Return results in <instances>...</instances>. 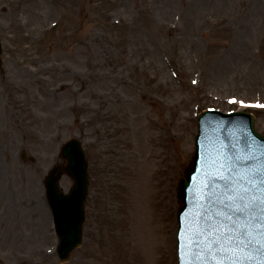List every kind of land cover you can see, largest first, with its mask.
<instances>
[{
	"label": "rangeland",
	"instance_id": "374dc122",
	"mask_svg": "<svg viewBox=\"0 0 264 264\" xmlns=\"http://www.w3.org/2000/svg\"><path fill=\"white\" fill-rule=\"evenodd\" d=\"M0 40V264H177L198 114L264 134V0H0ZM70 137L89 188L60 262L43 179Z\"/></svg>",
	"mask_w": 264,
	"mask_h": 264
},
{
	"label": "water",
	"instance_id": "95a60500",
	"mask_svg": "<svg viewBox=\"0 0 264 264\" xmlns=\"http://www.w3.org/2000/svg\"><path fill=\"white\" fill-rule=\"evenodd\" d=\"M2 52L0 43V54ZM194 157L180 181L179 197L182 201L178 211L180 262L189 260L198 253L210 264H264V228L259 214L255 219L233 216L228 221L224 215L231 214L220 199L247 188L242 193L245 199L259 197V186L248 183L252 172L264 169V136L254 130V116L247 112L222 113L208 110L199 115V132ZM64 164L50 170L44 179L46 196L52 210L55 231L58 236L57 253L61 262L70 258L74 248L81 244L84 201L87 195V161L81 143L76 138L66 141L60 150ZM251 170V171H250ZM68 174L73 184L68 193L58 188L62 172ZM229 187L233 191H229ZM211 215L212 221L207 217ZM213 225V236L208 238L206 230ZM223 225L222 234L215 228ZM193 232H204L200 238L215 239L220 236L226 252H202L187 249L185 243ZM250 235L245 236L242 233ZM232 236L228 241L227 237Z\"/></svg>",
	"mask_w": 264,
	"mask_h": 264
},
{
	"label": "snow or ice",
	"instance_id": "6c2138e0",
	"mask_svg": "<svg viewBox=\"0 0 264 264\" xmlns=\"http://www.w3.org/2000/svg\"><path fill=\"white\" fill-rule=\"evenodd\" d=\"M248 183L253 188L257 187L258 185L261 195L259 197H252L251 199L246 200L242 193H246L248 191L247 188L236 192L235 195L225 194L219 202L224 203L225 200L229 201V203L225 204L224 206L231 214L225 215L224 213H217L216 215H224L226 220L233 221V216L244 217L245 219L251 217L252 219H255L258 212L259 219L262 222L261 227L264 228V169H260L258 172H252V174L248 177ZM229 191H233V189L229 187ZM207 220L211 222L212 216L209 215ZM212 228L213 225L210 223L209 229L206 230V235L208 238L213 236ZM222 230L223 225H221L220 228H215L217 233L222 234ZM202 235H204V232H193L186 240V250L198 249L202 252H211L214 249L216 252L227 251V249L221 245L220 236H217L215 239L202 240L200 238ZM242 235L248 236L250 234L244 232ZM232 239L233 238L230 235L227 237L228 241H231ZM261 247H264V245H261ZM182 264H210V261L206 260L203 256H200L198 253H194V257H190L187 261H182ZM218 264H223V261L218 262ZM232 264H236V261L233 260Z\"/></svg>",
	"mask_w": 264,
	"mask_h": 264
},
{
	"label": "bare ground",
	"instance_id": "6f19581e",
	"mask_svg": "<svg viewBox=\"0 0 264 264\" xmlns=\"http://www.w3.org/2000/svg\"><path fill=\"white\" fill-rule=\"evenodd\" d=\"M177 228V227H176ZM127 249H128V247H127ZM126 254V253H125Z\"/></svg>",
	"mask_w": 264,
	"mask_h": 264
}]
</instances>
